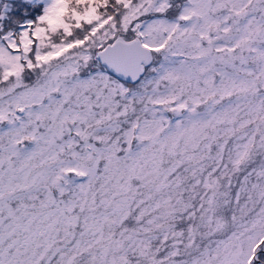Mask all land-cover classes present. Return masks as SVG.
Here are the masks:
<instances>
[{"label": "snow or ice", "instance_id": "snow-or-ice-1", "mask_svg": "<svg viewBox=\"0 0 264 264\" xmlns=\"http://www.w3.org/2000/svg\"><path fill=\"white\" fill-rule=\"evenodd\" d=\"M0 264H264V0H0Z\"/></svg>", "mask_w": 264, "mask_h": 264}]
</instances>
